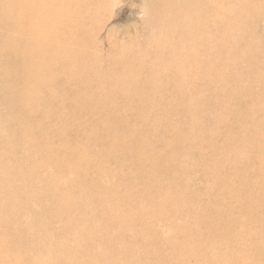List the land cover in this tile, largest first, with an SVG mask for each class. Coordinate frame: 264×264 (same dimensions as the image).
Listing matches in <instances>:
<instances>
[{
  "label": "bare ground",
  "instance_id": "obj_1",
  "mask_svg": "<svg viewBox=\"0 0 264 264\" xmlns=\"http://www.w3.org/2000/svg\"><path fill=\"white\" fill-rule=\"evenodd\" d=\"M12 1L16 2L17 0H12ZM14 2H12V3L14 4ZM24 2L25 1L23 0L22 3H24ZM111 2L112 1H110V0H58V3H60V4H58L57 0H27V2L24 3L25 6H23L25 8V11L27 14V17H25L26 19L23 20L24 18L22 19L21 17H19L21 15V13H20V15H18V18H21L22 20L17 21L18 18L16 16L17 20H16V22H14L15 24H12L11 26L7 25L10 28L12 27L14 30L28 31L30 39H29V41H18V42L14 39L12 41L6 40V41H8V43H9L8 46L10 47V49L5 50V52L8 53L7 59H11L15 62V65H11L12 77L14 79L15 84L12 86V88L10 87L11 90H8L7 87L4 85L6 87L5 88L6 96H4V98L5 97L8 98V102L10 103V105L11 104L13 105L12 108H13L14 115H13V117H8V118H7V116H5L6 119H4L5 117L0 118V119H3L2 122L0 123V132L3 130V129H1L2 127L10 130V132H7V133H0V140L3 143L8 142L9 137L10 138L12 137L11 139H15L17 145H20L24 141L28 142V143H35V141L37 139H39V137L46 136V135H49L53 139L52 134L50 135L48 133L49 128L45 127L46 123L44 122V120L42 119L41 121H39V119L44 117V115H45L44 112L41 113V115L39 116V118L37 120H30V118H29V120H27V118H26L27 116H26L25 117L26 121H23V119L21 120V117H20V119H18V117L20 115L24 114V111L26 109L30 110V112H31V110H32V112H34L33 110L38 111V110H42L44 107H46L45 102L43 101V99H41L42 97L41 98H32L31 93H33L35 91L39 92V88H41V91L46 90V88L43 87L44 78H43V76H41L42 78L39 77V73H40L39 71H41V70L45 71V69H46L45 67H48V61H49L47 58H49L51 55H56V53L60 52V56H61L62 61H64V60L73 61V60L79 58L81 61L86 62L88 60V55H87V53H84V52H85L86 45H88L87 44L88 41H89V45L94 46V47H98V50H101V48H105L102 45H108L109 49L111 47H113L111 50L113 52L115 51L114 46L116 44H114L115 42L112 41V40H114V39H111V38H113L112 36L117 37L118 32H119L120 33L119 37H124L125 36L124 34H126V32H127L126 30L121 29L122 27L120 28L121 30L116 28L117 26H119L121 24L112 26V28L109 27L110 25L106 27L105 23L101 24V26H99V28L96 29V31H95L96 37L94 38V40H88V36H84V35H86V34H84V32L87 33V29L88 30L91 29L94 26L96 19H98L100 17H104V18L108 17L106 19H110V17H111L112 19H115V22H117L119 19L125 17L127 12H131V14H134L136 12L139 13V12L146 9L147 12L143 18L145 20H152V24H153V21L156 23V27L154 26L155 28H153V30H155V29L161 30L163 32V34H166L170 37L168 39V37L165 38V36H162L161 38H159L160 40L157 38V40H155L154 42H151L148 45L145 44L146 45L145 49H144L143 45H142L143 48H141V46L136 45L137 44L136 43L137 40H136V42H135L136 44L134 46L132 44H130V45H128V48H123L122 50H120L121 51L120 55H124L123 57L129 58V60H127L125 58L126 60L120 62V61H116L117 60L116 59L115 61L113 60L114 61L113 62L111 60H106L108 57L106 55H105L106 59L104 57H102V59L104 61L106 60L108 62L114 63L115 65L120 64V66L123 64L124 66H126V68H128V66H130V65H131L130 67L132 68V66L135 64H139L137 66H140V62L143 63L144 61L145 62L143 63V66L145 63L151 64L150 61L151 60L153 61V56L147 58L149 55L147 50L150 48V46H154L155 44L156 45L162 44V46H164V49L168 48V50L170 49L169 51L172 50L174 52V57L175 56L177 57V54L175 55V51H176L175 49H177L176 47L181 48L182 49L181 52H183V55L181 54L183 56L182 57L183 59L181 58L182 63H184V64L188 63L190 65L189 70H191V68H195V67L198 70L197 72H191V76L194 74L195 75L200 74L204 70V42L207 39L204 36L208 37V35H209V34L204 35V23L207 22L206 20H213V21H215L216 24H218V25L221 24L222 28H220L221 27L220 26L219 29H217V31H220L219 32L220 34H221V32L222 33H229L230 32V33H234V34L239 35V40L237 39L238 43L233 44V46H231L233 49H239L240 50V48L243 46V50H244L248 46V47H250L249 50H251V48L253 46V48L255 50L254 53L256 51H258L259 49L261 51L263 50L262 52H264L263 41H261V39H260V41L262 43L260 41H257V40H259V38L264 37V0H221V1L220 0H141V2L139 4H137V3L132 4L131 3L130 5H124V6L120 5L122 3H111ZM24 4H21V5H24ZM16 5H14V6L16 7ZM59 5H60V8H59ZM11 6H12V4H11ZM51 6L54 8V11H53ZM55 6H57V7L55 8ZM18 8L20 9V7L17 6L16 9L19 10ZM10 9L8 8V10H10ZM111 9H113V10L111 11ZM17 10H16V13L20 12L21 10H24V9H21L20 11H17ZM9 13H8V15H9ZM1 14H2V12H1ZM5 17L7 18V15ZM22 17H24V16H22ZM104 18H103V20H104ZM4 21H5V19H4ZM147 25H148V23H147ZM133 28H134V26H133ZM5 29H6V27H5ZM140 30H141V27H140ZM146 30L148 32V29H146ZM128 32H130V31H128ZM136 32H138V30H136ZM215 32H216V30H215ZM87 34H90V32ZM149 34H150V32H149ZM90 35H92V34H90ZM153 35L155 36V33ZM213 35H216V34L213 33ZM3 36L5 37L6 35H3ZM57 36H61V38H64L63 45H60L58 47L59 51L55 45L54 46L56 48L46 46L47 44H43V43L48 42V40H51L52 38H56ZM133 36H134V33H133ZM258 36H259V38H258ZM90 38H92V37L90 36ZM142 38H143V33H142ZM142 38H140V39H142ZM204 38H205V40H204ZM218 38H219V36H218ZM256 38H258V39L256 40ZM9 39H11V38H9ZM208 39H210V37ZM116 40H117V38H116ZM130 40H131V37H130ZM58 41H59V38H58ZM58 41H57V43L60 42V41L59 42ZM133 41H135V39H133ZM140 41H142V40H139V42ZM210 41H213V40L211 39ZM223 41H225V39ZM217 42H218V46H219L220 41H217ZM124 43L125 42H123V44ZM126 43H127V41H126ZM214 43H215V41H214ZM1 44H2V41H1ZM48 44H50V43L48 42ZM55 44H56V42H55ZM117 44H118V42H117ZM210 44H211V42H210ZM5 45H7V44H5ZM41 45H43L44 47H42ZM206 45L208 46V43H206ZM215 45L216 44H213V46H215ZM118 46L119 45H117V47ZM125 47H127V45H125ZM220 47L223 48L225 46L221 45ZM117 49H120V46ZM209 49H211V48H209ZM161 50H162V48H161ZM168 50L166 49L167 52H168ZM231 50L232 49H230L229 52H231ZM116 51H119V50H116ZM116 51L114 53H116ZM160 51H159V53H160ZM226 51H227V49H226ZM109 52H110V50H109ZM81 53L82 54L84 53V54L82 55ZM110 53H108L109 57H110ZM154 53H156V52H154ZM169 53H171V52H168L167 55H169ZM251 53H252V51H251ZM258 53H259V51H258ZM128 54H130V55H128ZM151 54L152 53H150V56H151ZM178 54H179L178 60H181L180 59V53L178 52ZM111 55H112V53H111ZM153 55H156V54H153ZM163 55L164 54H162V56ZM247 55H249V53ZM247 55H245V56H247ZM252 55H254V54H252ZM114 56L115 55L113 54V57ZM135 56H137L136 57L137 60L135 59ZM158 57H159V55H158ZM169 57H171V56H169ZM169 57H167L168 63L171 62V60H172V59L170 60ZM174 57H173V59H174ZM255 57H256V55H255ZM119 58H120V56H119ZM121 58H122V56H121ZM165 58H166V56H165ZM247 58H248V56H247ZM147 59H151L150 61L148 60L149 63L146 62ZM160 59L158 58V60H160ZM100 60H101V58L98 61H96V60L95 61L101 62ZM158 60H157V62H158ZM161 61H163V58H162V60L159 61V64L162 65V63H160ZM221 63H223V62H221ZM159 64L156 63V65H159ZM167 64H166V68H168ZM184 64L182 67H185ZM151 66H153V65H151ZM163 66L164 65H162V68H163ZM172 67H174V65L173 66L171 65V68ZM88 68H89V66H88ZM137 68H140V67H137ZM166 68H164V70ZM129 69L126 71L127 73L129 71ZM141 69H142V65H141ZM147 69H148V67H147ZM214 69H216V68H214ZM50 70H51V68H50ZM135 70H134V72H135ZM119 71H121V70H119ZM147 71H149V69ZM151 71H153V70H151ZM161 71H160V73H161ZM167 71L165 73H168ZM172 71L173 70H171L170 72H172ZM46 72H48V70H46ZM124 72H123V74H124ZM131 72H132V70H131ZM142 72H143V69H142ZM165 73H163V74H165ZM49 74H50V72H49ZM120 74L121 73H119V75ZM134 74H136V73H134ZM143 74H145V73H143ZM147 74H148V72H147ZM125 76H126V73H125ZM128 76L129 77L131 76L130 73L128 74ZM128 76L126 78L125 77H123V78L127 79ZM163 76L164 75H162V77ZM182 76H183V74H182ZM185 77H187V76H185ZM226 77H228V76H226ZM73 78L78 79L77 76H73ZM123 78H121L122 79L121 81H123ZM150 78H151V75H150ZM167 78H169V77L167 76ZM195 78H197V76H195L194 79ZM217 78H218V76H217ZM222 78H223V76L220 77V79H222ZM230 78H232V77H230ZM230 78L228 77V80ZM170 79H171V77H170ZM173 79H175V78H173ZM173 79L171 81L169 80L170 83L173 81ZM224 79L226 80V78H224ZM0 80H1V82L3 81V79L1 77H0ZM131 80H135V77H134V79L132 78ZM150 80H148V81H150ZM167 80L168 79L165 80L166 84H167V82H166ZM179 80L181 81L180 78H179ZM121 81H120V83H121ZM152 81L153 80H151L150 82H152ZM185 81H186V85H187L191 80L190 81L188 80L189 82L187 80H185ZM200 81H201V79H200ZM150 82H147V83L151 84ZM127 83H130V82L127 81ZM152 83H154V82H152ZM155 84H156V81H155ZM155 84L153 86H155ZM127 85H126L127 86L126 88H123L122 90H120L121 92H120L119 96H123L126 99L136 98V95H138L139 91L137 92L136 89L131 88V86L129 84H127ZM180 85H182V83ZM117 86H118V84H117ZM137 87H138V85H137ZM150 87H152V84ZM158 87L161 88L160 86H158ZM182 88H183V86H182ZM179 89H181V88L179 87ZM184 91H185V89L183 88L182 91L179 92L180 96H181V92H184ZM9 93H10V95L8 96ZM197 93H199V92L197 91ZM205 93H206V95L209 94V93L207 94V92H205ZM151 95H152V90H145L144 93H142L141 97H139V98H148ZM193 95H195V94H193ZM212 95H214V94H212ZM219 95H220V93H219ZM12 96H13V98H12ZM52 96H53V94H52ZM200 96L201 95H199V97ZM22 97L28 98V100H25ZM201 98H203V97L201 96L200 98H197L196 99L197 102H198V99H201ZM70 99L74 100V98H70ZM5 100H7V99H5ZM178 100H179V97H178ZM137 101H138V99H137ZM141 101H142V99H141ZM203 101H205V100H203ZM207 101H208V98H207ZM194 102L196 103L195 99H194ZM94 104H95V102H94ZM136 104H139V102ZM140 104H142V103H140ZM146 104H148V103H146ZM167 104H169V103H167ZM260 104H262V103L260 102ZM148 105H150V104H148ZM171 105H172V103H171ZM178 105H179V103H178ZM185 105L187 106L188 103L186 102V104L184 103V105L182 103V105H181L182 108ZM57 106H58V104H57ZM140 106H141V108L143 107L142 105H140ZM151 106H152V103H151ZM168 106L169 105H167V107ZM177 106L174 105L173 107L177 108ZM47 107H48V105H47ZM47 107L45 109L48 111V108H50V106L48 108ZM111 107H114V106L111 105ZM115 107H114V109H115ZM117 107H119V105ZM188 107H190L189 110L192 109L191 106L188 105ZM194 107H196L195 109L197 110L196 104H194ZM109 108H110V106H109ZM153 108H154V106H153ZM153 108L151 110H153ZM178 108H179V106H178ZM114 109H112V110L114 111ZM120 109H122V108H120ZM146 109H147V107H146ZM146 109H145V111H146ZM201 109H203V107ZM28 110H27V112H28ZM163 110H165V109H163ZM254 110H252L250 113L251 114L258 113L259 115L260 114L263 115L264 106L255 108ZM145 111L144 112L142 111V112L146 113ZM197 111H199V109ZM206 111H204V112H206ZM209 111H210V109H209ZM211 111H213V108ZM32 112H31V114H32ZM48 112H50V111H48ZM72 112L76 113L74 111H72ZM114 113H116V112H114ZM187 113H189V112L187 111ZM190 113H191V111H190ZM198 114L201 116L200 111L198 112ZM212 114H214V113L212 112ZM139 115H141V114H139ZM178 115H177V117L179 118ZM121 116H123L122 113H121ZM144 116H145V114L141 115V118ZM180 116H181V114H180ZM188 116H190V115H188ZM243 116H245V115H243ZM145 118L147 119V117H145ZM178 118H177V120H180ZM96 119L99 121L100 117L97 116ZM184 120H185V118H184ZM189 120H191V119L189 118ZM145 121L147 122V120H145ZM146 122H144V123H146ZM150 122H151V119H150ZM177 122H179V121H177ZM198 122L200 123V119ZM198 122L196 123V124H198L197 128H199ZM202 122L204 123V120L201 121V124L203 125ZM242 122H244V121H242ZM255 122H257V121H255ZM67 123H70V122H67ZM139 123H141V125H142L143 121L139 122ZM152 123H149V125L151 124V126H152ZM210 123H209V126H211ZM218 123H219V121H218ZM239 123H241V121H239ZM49 124H50L49 125L50 128L57 126L55 123L50 122ZM149 125H148V128L151 127ZM156 125H157V123H156ZM177 126H179V125H177ZM206 126H208V125L206 124L204 126L205 129L207 128ZM215 126L217 127V130H219L217 124ZM221 126H222V122H221ZM261 126H264V122L262 124L258 123V122H257V124L254 123L252 128L249 126H245V125L242 126L241 132L243 133V137L241 138V140H238L236 142L235 147L232 148V146L234 145L233 144L231 147H229L230 146L229 145L226 149H223L224 151H228L230 148L233 149V150L230 149L232 152L229 150V152H231V153L228 155L227 163H230V164L234 163L233 165L238 163L236 160L237 158L230 159L229 156L231 157V155L233 153H234L233 155H235L237 153V150L242 151V149H239V148H244L245 142L248 144L250 142V145H251V139L250 138L257 137V134L259 133L258 130L261 128ZM38 127H41L43 130V132L41 134L38 135L36 133L29 132V130L31 128L36 129ZM172 127H175L174 124L172 125ZM195 127H196V125H195ZM137 128L139 129V126ZM140 128H141V126H140ZM142 128H144V127L142 126ZM213 128H212V131H213ZM145 129H146V127H145ZM141 130H143V129H141ZM157 130H158V128H157ZM206 130H205V132L207 133L208 130L207 131ZM150 131H152V130L150 129ZM160 131L161 130H159V132ZM256 131L258 133H256ZM82 132L84 135L86 134V132L85 133H84V131H82ZM97 132H98V130H97ZM125 132H126V130H125ZM112 133H110V135ZM154 133H156V130H154L152 135ZM163 133H164V131H163ZM203 133H202V135H203ZM220 133L223 134V132H220ZM240 133H239V135H240ZM197 134H199V132ZM212 134H213V132H212ZM110 135L108 133H106L104 135L105 136L104 140L102 142L100 141L101 143L98 141V143H100V146L103 149H105L109 155L110 154L112 155L113 159H111V161H112V164H114L112 170L105 169V167H104L105 165L103 166L102 171L100 170L102 168V167L100 168V166H102L101 162H104V160H102L99 163V160L101 159L99 157L100 155H97V157L95 158L97 165H98L97 167H95L97 171L92 170L94 173H92L91 175L86 174V169H87L86 163H88L89 161L88 162L86 161L83 164H80L78 162H74L69 168V172H71V175H73V173H77L78 177L84 171L86 176H84L82 174L84 178H82L81 181L84 183L86 190H88V191L93 190L94 191V194L97 197L98 201H100L101 205H97L96 202L92 198L84 197V196L77 198V199H73L71 197L66 198V199H63L60 197L57 198V196H55L58 194L57 189H59L61 191L62 190L61 187H59V186L56 187L55 185L49 183V181L47 180V175L49 173L48 174L45 173L44 166L38 167V168H36L34 166V160L38 154L36 156L26 157L23 160H15L13 162L10 160H7L6 158L0 159V182H1V180L4 181V179H5V177H4L5 176L4 175L5 170H7V172H9V175H7L6 177L10 176L7 179H5L6 180L5 182H7V183L8 182L12 183V182L16 181L17 175H19L21 179H24V181L27 180L28 186H30L32 188H33L32 185L34 184L33 181H35V183H36L35 179H40V181H42L43 179L45 180L43 186H41V187L38 185H37V187H36V185L34 186L35 192L34 191L32 192V190L27 185L23 186L22 189L19 188L20 192L22 190L25 191V193L23 195V198H25V200H26L25 202L18 203L19 201L15 200V194H17L15 189L9 188V189H6L5 191H2V193L0 192V218L2 219V222L0 223V254H1L0 255V264H58V263H64V264H143V263H138L139 258H136L135 257L136 255L148 256L150 258V260L144 264H167L168 258L173 259L175 261V264H192L198 260H202V259H200L202 254L201 253L196 254L195 252H190V250H188V249L192 245H195L197 243H199L201 245L202 242L203 243L207 242V243H204V247L212 248L211 246L215 244V245H217V247H220V251L223 250L222 260H216L214 262H211L213 264H264V227H263L264 226V211H263L264 210V166H263V164H264V146H260L259 144H256V148H255V146H253V144H252L253 147L250 148L251 150L248 149L247 147L243 149L245 152V155H252V151L257 152L258 154H261V155L263 154V156L261 158L260 157L258 158V156H257L258 159H254V162H253L254 166L256 167L255 168L256 170L253 169L254 167L252 168L253 172H252L251 176L254 177L255 179L257 178V180H258V181L255 180L257 183H255L256 184V188H255L256 190H255L254 194L240 195L239 193L234 192V189H235L234 186H232L233 187V193L231 194L232 187H230V184L223 186V189H222L223 193H224L223 195L226 196L228 194L227 195L228 197L223 200V204L221 205L222 210L224 209V213L222 215L216 216L217 220L219 222L217 221V223L215 222L213 225H211V226H213V229L211 230V231H213L212 239H210L211 235H207L208 229L206 231V229H204V227H203L202 231H204V236H206L209 239L207 241L204 238V240H206V241H204V240H201V238H200V240H198L197 238H199V237L196 238L194 235H191L193 233V231H191L192 230L191 227H189L191 234H190L189 230H186L187 227H175L174 230H175L176 234H166V231L163 228H160L154 222L151 224V226H149L147 228H143L141 226L142 222L146 221L147 219H150L152 222L153 217L157 216L159 214L168 215L170 217L183 216V213L185 212V209L189 206V204L187 201H185V199H184L185 194L182 192H177L176 194H168V193L163 194L164 188H163V186H161L160 182H158V181L156 182L154 180V175L152 173L151 168H149L148 173L141 171L140 173L136 174L138 177H136L134 179H135V181H141V182L145 183L146 187L147 188L150 187L152 190H143L142 192H140L138 194L133 193V191L132 192L131 191H124L122 194H119V195L116 193L115 194L112 193L110 190H111V188L114 187V184L111 183L109 180L111 178H114V177H117L118 181L132 179V176L128 174L132 170L134 172L138 168L153 167V168L157 169V171L160 172L163 176H166L167 174L169 176L170 172L167 169H163V165H161L160 161H158L159 162L158 163L151 158V157L154 158V157H157L159 155H162L164 153L162 149L156 148L157 150H155L153 148L155 151L152 150V152H150L151 157L149 154L145 153V151H144L145 154H142L138 158V160L132 161V162H130V164H128V157L130 158L134 153L137 152V151L136 152H134V151L136 150L135 149L136 146H138V145H136V143L138 141L137 140L135 141L136 146H133L134 147L133 149H135L133 151V149H128L125 147V138L126 137H132V132H131V134L129 133L126 136L111 137L112 135L111 136ZM113 135H115V134H113ZM159 135L161 137L160 133H159ZM259 135L261 137L260 133H259ZM163 136H164V134H163ZM225 136H227V135H225ZM95 137H98V136L96 135ZM140 137H142V136H138L137 138H140ZM176 137H177V134H176ZM176 137H175V139H176ZM200 137H202V136H200ZM223 137H221V138H223ZM133 138H135V135L133 136ZM157 138L158 137H156V139ZM258 138L259 137H257V140H258ZM96 139H98V138H96ZM101 139H102V137H100V140ZM128 139H130V138H128ZM225 139H227V138H225ZM247 139H248V141H246ZM54 140H55V142L61 141L62 140V134L59 132L56 136H54ZM209 140H212V139L209 138ZM254 140L256 141L255 138H254ZM153 141L155 142V140H153ZM261 141H260V143H261ZM212 142H215V140L214 141L212 140ZM212 142L210 141V143H212ZM223 142H225V141H223ZM139 143H140V141H139ZM141 144H142V142H141ZM229 144H231V143H229ZM208 145H210V144H208ZM156 146H157V144H156ZM215 146H213V150L216 149V148H214ZM219 146L220 147L222 146L221 142H220ZM225 146H224V148H225ZM138 147H137V149H138ZM142 147L144 148V146H141V148ZM204 147H202V148L204 149ZM98 148H99V145H98ZM158 148H160V147H158ZM209 149H211V148L208 147V150ZM217 149L218 150H216V153H217V151L219 152V148H217ZM223 150L221 152H223ZM51 151H52V149H51ZM209 151H207V152H209ZM104 152H100V154L102 153L105 155ZM224 153H226V152H224ZM193 154H196V152H194ZM245 155H244V157H245ZM12 156H13V153H12ZM40 156H41V159L43 161L42 165L45 163H49V162H55L56 163L57 161L63 160V157H64V160L69 159L66 156V150H65V152L62 150V146H59L57 152H54L51 154H49V152H47L43 155L41 154ZM214 156H217V155H214ZM98 157L100 159H98ZM222 157H221V161L223 159ZM164 159L167 160L166 161L167 163L168 162L173 163V158H171V157L167 158V156H165ZM217 161L219 162V160H217ZM162 164H164V163H162ZM82 165L86 166V168H84V166L82 167ZM240 165L241 164H239V167H240ZM127 166H129L130 169L128 171L124 172V168ZM161 166H162V168H161ZM219 166H221V165L219 164ZM232 168H231V170H233L235 167L233 169ZM54 170L57 172L63 171L61 168H58V167H56ZM126 170H127V168H126ZM224 171H225V168H224ZM47 172H48V170H47ZM50 174H51V172H50ZM98 174H101L102 177H101L100 181L98 182L99 186L94 187L91 184L92 179L94 176H96ZM223 174H224V172H223ZM232 174H231V176H232ZM227 175H225L226 178H227ZM68 176H69V178L71 177L70 174L67 175V177ZM133 177H135L134 174H133ZM171 178H172V181H174V182L178 181L175 178V173H171ZM223 178H224V175H223ZM226 178H224V179H226ZM234 178H236V177H234ZM64 180H66V179L63 178V181ZM227 180H228V178H227ZM228 181H230V180H228ZM234 181L237 182V180H234ZM67 183H69V182H67ZM104 183H107L108 185H106ZM117 183H115V184H117ZM232 184L235 185V182ZM237 184H238V182H237ZM58 185H60V184H58ZM6 186L8 187V185H6ZM73 186L75 187V185H73ZM120 186H122V185H120ZM123 187L127 188V185H123ZM14 188H16V187L14 186ZM69 188H71V187L69 186ZM249 189H251V188H249ZM246 190H247V186H246ZM251 190L249 192H251ZM28 191H31V193ZM253 191H254V189H253ZM28 196H29V198H28ZM17 208L20 210L19 212L16 211ZM219 209L221 210V208H219ZM222 210L219 212H222ZM198 217H201V220L205 219L204 213L200 214V215L198 214L196 218H198ZM81 220H85V224L83 225V227L79 228V230L77 232L72 233V231H73L72 228L75 226H78ZM56 222L61 224V228L53 229L54 228L53 225ZM193 222H194V220H193ZM203 223H204V221H203ZM214 225H216V227H214ZM253 226L255 228H253ZM199 231H201V230H199ZM210 233H212V232H210ZM170 235L173 236V239H167ZM197 235H200V234L197 233ZM201 235L202 236H200V237H204L203 232ZM158 241L162 242L163 247H165L164 250H160L156 247V243ZM72 242H74L75 244H72ZM99 244L103 245V247H104V249L102 251H97L94 249L95 247L98 249L103 248V247H99L98 246ZM166 250H167V252H166ZM200 254H201V256H200ZM242 255H246V257H243ZM108 257H110V259H109L108 263H106V259ZM239 260H241V261L244 260V261L240 262ZM207 261L208 260L206 257L204 264H206Z\"/></svg>",
  "mask_w": 264,
  "mask_h": 264
},
{
  "label": "rangeland",
  "instance_id": "obj_2",
  "mask_svg": "<svg viewBox=\"0 0 264 264\" xmlns=\"http://www.w3.org/2000/svg\"><path fill=\"white\" fill-rule=\"evenodd\" d=\"M22 1L23 0H21V1L17 0L16 2H14L12 0H0V8H1L0 9L1 10L0 11V33H1L0 34V50H1L0 51V77L3 79L2 82L0 80V118H4L5 116H7V118L13 117V115H14L13 108H12L13 105L12 104L10 105V103L8 102V98H6V97L4 98V96H6L5 88L7 87L8 90H11L12 86L15 84L14 79L12 77V70H11V65H15V62L11 59H7L8 53L5 52L6 49H10V47L8 46L9 45L8 41H10V40L12 41L14 39L18 42V41H29V39H30L28 31H18V30H14L12 27L10 28L7 26V25L11 26L12 24H15L14 22H16L18 15H20V13H21V15L23 14L22 16H24V17H22L21 15L19 17H21L22 19L24 18L23 20L26 19L25 17H27V14H26L25 8L23 6H25L24 3L27 2V0H24L25 1L24 3H22ZM110 1H112L111 3H122L120 5H123V6L124 5H130L131 3L132 4L133 3L139 4L141 2V0H110ZM12 2H14V4ZM20 3L24 4V5H21ZM57 3H58V0H57ZM11 4H12V6H11ZM58 4H60V3H58ZM14 5H16V7L17 6L20 7V9L18 8L19 10H17ZM56 7L57 6H55V8ZM8 8L9 9L11 8V9L8 10ZM59 8H60V5H59ZM21 9H24V10H21ZM52 9L54 11L53 7H52ZM113 9H111V11ZM16 10L17 11L21 10V11L16 13ZM1 12H2V14H1ZM8 13H9V15H8ZM6 15H7V18L5 17ZM16 16H17V18H16ZM21 18H18L17 21L22 20ZM103 18L104 17H100V18L96 19L94 26L89 30L87 29V33L90 32V34H92V35L84 32V34H86L84 36H88V40H94V38L96 37L95 31H96V29L99 28V26H101V24L105 23L106 27L110 25L109 27H111V28H112V26L121 24V25H119L120 27L117 26L116 28H118L119 30H121V29L126 30L127 32H126V34H124L125 36L119 37L120 33L118 32L117 37L112 36L113 38H111V39L115 40V41L112 40L113 42H115L114 44H116L114 46V50L115 51L119 50V51H116V53H114L115 51L113 52L111 50L113 47H111L109 49L108 45H102L105 48H101V50H98V47H94V46L89 45V41H88V43H87L88 45H86L85 52H84V53H87V55H88V60L86 62L81 61L79 58H77L73 61H66V60L62 61L61 56H60V52L56 53L57 56L51 55L52 57L50 56L49 58H47L49 60L48 61V67H45L46 68L45 71L44 70L39 71L40 72L39 77L42 78L41 76H43V78H44L43 87L46 88V90L41 91V88H39V92L35 91V92L31 93V95H32V98H41L42 97L41 99H43V101L45 102L46 107H47V105H48V107L50 106V108L47 107L48 111H50V112H48L45 109L46 107H44L42 110H38V111L33 110L34 112H32V110H31L32 114H31L30 110L26 109L24 111V114L20 115L18 117V119H20V117H21V120L23 119V121H26L25 117L27 116L26 117L27 120H29V118H30V120H37L39 118V116L41 115V113L44 112L45 113L44 117L39 119V121H41L42 119L44 120V122L46 123L45 127L49 128L48 133L50 135L52 134L53 139L49 135H46V136L39 137V139H37L35 141V143H28V142L24 141L20 145H17L16 140L11 139L12 137L11 138L9 137L10 142L8 141V142L3 143L0 140V154L2 155V156L0 155L1 156L0 159L6 158L7 160H10L13 162L15 160H23L26 157L36 156L38 154L34 160V166L36 168L44 166L45 173L46 174L49 173L47 175V180L49 181V183L55 185L56 187L57 186L61 187V189H62L61 191L59 189H57L58 194L55 195V196H57V198L60 197V198L66 199V198L71 197L73 199H77V198L84 196V197L92 198L96 202L97 205H101L100 201H98L97 197L95 196L94 191L93 190H91V191L86 190L85 185L81 181V179L84 178L83 175L86 176V174L91 175L92 173H94L92 170L97 171L95 168L98 166L97 162L95 160L97 155H100L99 157L101 158L100 159L98 157V159H100L99 163L102 160H104V162H105V163L101 162V165H102V166H100V168L102 167L100 169L101 171H102L104 165H105L104 166L105 169H107V170L113 169L114 164H112V161H111V159H113L112 155L111 154L109 155L107 153V151L100 146V143L104 140V138H105L104 135L106 133H108L110 135V133L113 132L111 134L112 136L111 135L110 136L111 137H114V136L117 137V136H126L127 134H129V133L131 134V132H132V137H126L125 138V147L128 149H133L134 148L133 146H136V145H138L139 147L136 146V148H135L136 150L133 149V151L135 150L134 152L137 151L136 152L137 154L134 153L135 155L133 154L131 156L132 158L128 157V164H130V162H132V161L138 160V158L142 154L147 153L150 155V152H152V150L155 151L157 149H162L164 152L162 155H159V156L154 157V158L151 157V155H150V157L156 162L160 161L161 165H163V169H167L170 172V175L168 176V174H167L166 176H163L160 172L157 171V169H155L153 167L138 168L134 172L132 170L131 172L128 173L129 175L132 176V179L118 181L117 177L111 178L109 181L114 184V187L111 188L110 191L114 194L116 193L119 195V194H122L124 191H131V192L133 191V193L138 194V193L142 192L143 190H152L150 187L147 188L145 183H143L141 181H135V179H134V178L138 177L136 174L140 173L141 171L148 173L149 168H151L152 173L154 175V180L156 182L157 181L160 182L161 186H163V188H164L163 194H165V193L176 194L177 192H182L185 194L184 199H185V201L188 202L189 206L185 209L183 216L170 217L168 215L159 214V215L153 217L152 222L150 219H147L146 221L141 223V226L143 228H147V227L151 226V224L154 222L160 228H163L166 231V234H176L175 230H174L175 227H187L186 230H189L190 229L189 227H191V229H192L191 231H193V233L191 234V231L189 230L191 235H194L196 238L199 237V238H197L198 240H200V238H201V240H204V238H205L208 241L209 239L206 236H204V231H202V230H203V227H204V229H206V231L208 229L207 235H211L210 236L211 238L210 237L209 238L212 239L213 231H211V230L213 229V226H211V225H213L215 222L217 223L218 220H217L216 216L222 215L224 213V209L222 210L221 205L223 204V200L228 197L227 196L228 194L226 196L223 195L224 194L223 190H222L223 186L228 185V184H230V187L234 186L235 187L234 192L239 193L240 195L254 194V192L256 190L255 189L256 188L255 183H257L256 181H258V180H257V178L255 179L254 177L251 176V174L253 172L252 170L256 168L254 166L253 162H254V159H258L259 157L261 158L263 156V154L261 155V154H258L257 152L252 151V155H245V152L243 149L246 147L248 149H250L253 146H255V148H256V144H259L260 146H264V137H263L264 136V126H261V128L258 130V132L261 134V137H260L259 133L256 131V133H258L257 137H259L260 139L263 137L261 139L262 141L259 138L257 140V137H252V138H250L251 139V145H250V142H249V144L245 142L244 143L245 147L239 148V149H242V151L237 150V153L235 155H233L234 154L233 153L231 155V157L229 156L230 159L237 158L236 159L238 162L237 164L233 165L234 163H232V164L227 163V158H228V155L232 152L231 151V150H233L232 148L235 147L236 142L238 140H241V138L243 137V133L241 132L242 126L245 125V126H249L252 128L254 123L257 124V122H258V123L262 124L264 122V116H263L264 113H263V115L262 114L259 115L258 113H254V114L250 113L255 108L264 106V65H263L264 64V52H262L263 50L261 51L259 49L258 50L259 53H258V51H256L255 52L256 54H255L254 53L255 50H254L253 46H252L251 50H249L250 47H248V46L244 50H243V46L240 48V50L239 49H233L231 46H233V44L238 43L237 39L239 40V35L234 34V33H230V32L229 33H222L221 32V34H220L219 33L220 31H217V29H219L220 26H221L220 28H222V25L216 24L215 21H213V20H206L207 22L204 23V35L205 34L206 35L209 34V35H208V37L204 36L205 38H207L206 41L204 42V70L200 74H196V75L194 74L191 76V72H197L198 70L196 67L191 68V70H189L190 65L188 63H185V64L182 63L183 52H181V50H182L181 48L176 47L177 49H175L176 50L175 55L177 54V57L176 56L174 57V52L172 50L169 51L170 49L168 50V48L164 49V46H162V44H160V45L155 44L154 46H150V48L147 50L148 54H149L147 58L153 56V61L151 60L152 59L151 58V59H147L146 62L149 63V61L151 60L150 61L151 64L145 63L143 66V63L145 62L144 61L143 63L140 62V66H137L139 64H135L132 66V68L130 67L131 65L128 66V68H126V66H124L123 64L121 66H120V64L115 65L114 63L108 62L106 60H111V61L114 60L115 61L117 59L116 61H120V62H122L126 59L129 60V58L123 57L124 55H120V52H121L120 50H122L123 48H128V45L132 44L134 46L137 43L136 45L141 46V48L144 47V49H145V46H146L145 44L148 45L149 43L157 40V38L159 39L162 36H165V38L168 37V39H169L170 37L166 34H163V32L161 30H157V29L153 30V28L156 27V23L153 21V24H152V20H145L144 18L141 19L138 16V12H136L134 14H131V12H127L125 17L119 19L117 22H115V19H112L111 17H110V19H106V18H108V17H106V18H104V20H103ZM4 19H5V21H4ZM147 23L149 26L147 25ZM133 26H134V28H133ZM5 27H6V29H5ZM140 27H141V30H140ZM146 29H148V32ZM136 30H138V32H136ZM215 30L219 35L215 32ZM128 31H130L131 33ZM149 32H150V34H149ZM133 33H134V36H133ZM142 33H143V38H142ZM154 33H155V36L153 35ZM213 33L216 35H213ZM2 34L6 35V36L8 35V36L4 37ZM90 36L92 38H90ZM218 36H219V38H218ZM130 37H131V40H130ZM209 37H210V39H208ZM9 38H11V39H9ZM58 38H59L60 42L58 41ZM116 38H117V40H116ZM140 38H142V39H140ZM205 38H204V40H205ZM258 38H259V36H258ZM258 38H256V40ZM262 38L264 39V37H261L257 41H260V39H261V41H263V43H264V40ZM133 39H135V41H133ZM211 39L213 41H210ZM224 39L226 42L223 41ZM6 40H8V41H6ZM53 40L56 42L57 45L55 44V42ZM121 40L125 43L123 44V42ZM136 40H137V42H136ZM139 40H142V41L139 42ZM1 41H2V44H1ZM57 41L59 43H57ZM126 41L128 44L126 43ZM209 41L211 42V44ZM214 41H215V43H214ZM217 41H220L219 46H218ZM48 42L52 46L50 44H48ZM48 42L43 43V44H47L46 46H50V47L56 46L58 51H59L58 47L60 45H63L64 38H61V36H57L56 38H52L51 40H48ZM117 42H118V44H117ZM206 43H208V46L206 45ZM5 44H7V45H5ZM213 44H216L215 45L216 47L213 46ZM117 45L120 46V49H117L119 47V46L117 47ZM125 45H127V47H125ZM142 45H143V47H142ZM221 45L225 46V47L221 48L220 47ZM41 46L44 47L43 45H41ZM161 48H162V50H161ZM209 48H211V49H209ZM229 48L232 49L231 52H229L230 51ZM166 49L168 50V52H171V53H169V55H167L168 52L166 51ZM226 49H227V51H226ZM109 50L112 53V55L109 52ZM159 51H160V53H159ZM251 51H252V53H251ZM154 52H156V53H154ZM178 52L180 53V59L182 58L181 60H178V56H179ZM108 53H110V57H109ZM150 53H152L151 56H150ZM248 53H249V55H247ZM113 54L116 57L115 56L113 57ZM153 54H156V55H153ZM157 54L159 55V57ZM162 54H164V55L166 54L165 55L166 58L164 55L162 56ZM252 54H254V55H252ZM105 55L108 56L107 59H106ZM128 55H130V54H128ZM245 55H247L248 58ZM255 55H256V57H255ZM119 56H120V58H119ZM121 56H122V58H121ZM154 56L155 57L157 56L156 57L157 59ZM169 56H171L172 58ZM102 57H104L106 60L104 61L102 59ZM136 57L137 56H135V59H136ZM167 57H169L170 60L172 59L171 62L168 63ZM173 57L175 60L173 59ZM100 58H101V60H100L101 62H96ZM158 58L159 59L161 58L160 60H162V58H163V61L160 62V63H162V65H164L163 68H162V65L159 64L160 60H158ZM157 60H158V62H157ZM221 62H223V63H221ZM156 63L159 65H156ZM166 64H167L168 68H166ZM183 64L185 67H182ZM141 65H142L143 72L141 69ZM151 65H153V66H151ZM171 65L172 66L174 65V67L171 68ZM88 66H89V68H88ZM136 66L140 67V68H137ZM147 67H148L149 71H147L148 70ZM50 68H51V70H50ZM164 68H166V69L164 70ZM214 68H216V69H214ZM128 69H129V71L127 73L126 71ZM150 69L153 71H151ZM46 70H48V72H46ZM119 70H121V71H119ZM131 70H132V72H131ZM134 70H135V72H134ZM171 70H173V71L170 72ZM160 71H161V73H160ZM166 71L168 73H165ZM49 72H50V74H49ZM123 72H124V74H123ZM147 72L149 75L147 74ZM119 73H121V74L119 75ZM125 73H126V76H125ZM129 73L131 75L130 77L128 76ZM134 73H136V74H134ZM143 73H145V74H143ZM163 73H165V74H163ZM182 74H183V76H182ZM150 75H151V78H150ZM162 75H164V76L162 77ZM73 76H77L78 79H74ZM127 76H128V78H127L128 80L125 79ZM167 76L169 78H167ZM185 76H187V77H185ZM195 76H197V78L194 79ZM217 76H218V78H217ZM219 76L220 77L223 76V78L220 79ZM226 76H228L229 78L230 77H232V78H230L228 80V77H226ZM123 77H125V78H123ZM131 77L133 79L135 77V80H131L132 79ZM164 77L166 79H168L166 81L167 84L165 83L166 79ZM170 77H171V79H170ZM121 78H123V81H121L122 80ZM149 78L151 80H153L152 82H154V83L150 82L151 80ZM173 78H175V79H173ZM179 78L181 79V81L179 80ZM224 78H226V80ZM172 79H173V81L170 83V81ZM200 79H201V81H200ZM119 80L121 81V83ZM148 80H150V81H148ZM185 80H187V81L191 80V81L190 82L188 81L189 83L187 82L188 84L186 85ZM127 81L130 83H127ZM155 81H156V84H155ZM147 82H150L152 84V87H150L151 84H149ZM181 83H182V85H180ZM117 84H118V86H117ZM127 84H129L131 86V88L136 89L137 92L139 91L138 95L139 94L140 95L139 96L136 95V98H129V99H126L123 96H119L120 92H121L120 90H122L123 88H126L128 86ZM154 84H155V86H153ZM137 85H138V87H137ZM158 86H160L161 88H159ZM178 86L181 89H179ZM182 86L185 89L184 92H181V96L183 98L180 96V93H179L183 89ZM145 90H152V95L149 96L148 98H139V97H141L142 93H144ZM197 91L199 93H197ZM205 92H207V94L208 93L209 94L206 95ZM219 93H220V95H219ZM52 94H53V96H52ZM191 94L192 95L195 94V95H193L194 97ZM212 94H214V95H212ZM9 95H10V93L8 94V96ZM199 95H201L203 98L198 99V102H199L198 103L196 99L201 97V96L199 97ZM178 97H179V100H178ZM12 98H13V96H12ZM70 98H74V100H71ZM193 98L195 99L196 103L194 102ZM207 98H208V101H207ZM5 99H7V100H5ZM23 99L28 100V98H23ZM137 99H138V101H137ZM141 99H142V101H141ZM203 100H205V101H203ZM185 101L188 103L189 106L192 107L191 110H189L190 107H188V105L187 106L185 105L182 108L181 105H182V103H183V105H184V103L186 104ZM94 102H95V104H94ZM138 102H139V104L142 103L140 105L143 106L142 107L143 109L141 108V106L139 104H136ZM177 102L179 103V105ZM260 102L262 104H260ZM146 103H148L150 105H148ZM151 103H152V106H151ZM167 103H169V104H167ZM171 103H172V105H171ZM57 104H58V106H57ZM176 104L179 106V108ZM194 104H196L197 110L199 109L201 116L198 114L199 111H197L195 109L196 107H194ZM111 105H113L114 107L115 106L117 107L119 105V107H117V108L115 107V109H114V107H111ZM167 105H169L168 106L169 108L167 107ZM174 105L177 106V108L173 107ZM109 106H110V108H109ZM153 106H154V108H153ZM146 107H147V109H146ZM202 107H203V109H201ZM120 108H122L123 110ZM152 108H153V110H151ZM208 108L210 109V111L213 108V111L210 112ZM112 109H114V111ZM145 109H146V111H145ZM163 109H165V110H163ZM27 110L29 113L27 112ZM72 111H74L76 113H73ZM142 111L143 112L145 111L148 115L146 113H143ZM187 111L189 113L191 111V113L189 114V113H187ZM204 111H206V112H204ZM114 112H116V113H114ZM212 112L215 115L212 114ZM121 113L123 116L124 115L125 116L124 117L121 116ZM139 114H141V115L145 114V116L141 118V115H139ZM180 114H181V116L182 115L183 116L181 117ZM177 115L179 116V118L177 117ZM188 115H190V116H188ZM243 115H245V116H243ZM97 116L100 117L99 121L96 119ZM145 117H147V119ZM183 117L185 118V120ZM177 118L180 120H177ZM189 118L191 120H189ZM4 119H6V117ZM150 119H151V122H150ZM199 119H200V123L198 122ZM2 120L3 119H0V123L2 122ZM145 120H147L148 123ZM202 120H204V123L202 122L203 125L201 124ZM238 120L241 121V123H239ZM254 120L257 122H255ZM142 121H143V124L141 125V123H139V122H142ZM170 121L174 124L175 127H172L173 124ZM177 121H179V122H177ZM218 121H219V123H218ZM242 121H244V122H242ZM50 122L55 123L57 126L50 128L49 127ZM67 122H70V123H67ZM144 122H146V123H144ZM155 122L157 123V125ZM197 122L199 123V128H197L198 127L197 126L198 124H196ZM208 122L209 123L211 122L210 123L211 126H209ZM221 122H222V126H221ZM149 123H152V126H151V124L149 125ZM215 123L217 124L219 130H217ZM176 124L179 126H177ZM206 124L208 125V126H206L207 127L206 129L208 131L204 127ZM148 125L151 126L149 128L152 131H150V129L148 128ZM195 125H196V127H195ZM138 126H139V129L137 128ZM140 126H141V128H140ZM142 126L144 128H142ZM145 127H146V129H145ZM157 128H158V130H157ZM212 128H213V131H212ZM1 129H3V130L0 133L10 132V130H8L7 128L5 129L4 127H2ZM141 129H143V130H141ZM153 129L156 130V133H154L152 135V133L154 132ZM97 130H98V132H97ZM125 130L127 133L125 132ZM159 130H161V131L159 132ZM205 130L207 131V133L205 132ZM82 131H84V133L86 132V134L84 135ZM163 131H164V133H163ZM197 131L199 132V134H197L198 133ZM29 132L36 133L39 135L43 132V130L41 127H38L36 129L31 128L29 130ZM59 132L62 134V140L59 142H55L54 136H56ZM140 132L141 133L143 132V133L141 134ZM212 132H213V134H212ZM220 132H223V134ZM159 133L161 134V137H160ZM162 133L164 134V136ZM202 133H203V135H202ZM239 133H240V135H239ZM113 134H115V135H113ZM176 134H177V137H176ZM96 135L98 137H95ZM134 135H135L136 139L133 138ZM225 135H227V136H225ZM138 136H142V137L137 138ZM174 136L176 137V139ZM200 136H202V137H200ZM100 137H102L101 140H100ZM156 137H158V138L156 139ZM221 137H223V138H221ZM96 138H98V139H96ZM128 138H130V139H128ZM209 138H211L213 141L215 140V142H212V140H209ZM225 138H227V139H225ZM254 138L256 139V141L254 140ZM136 140L138 142L135 145ZM153 140H155V142ZM222 140L225 142H223ZM98 141L99 142L101 141V142L98 143ZM139 141H140V143H139ZM210 141L212 143H210ZM246 141H248V139ZM260 141H261V143H260ZM141 142H142V144H141ZM220 142L222 145L221 147L219 146ZM228 142L231 144H229ZM156 144H157V146H156ZM208 144H210V145H208ZM252 144H253V146H252ZM98 145H99V148H98ZM140 145L144 146L145 149L143 147L141 148ZM223 145L224 146L226 145L225 148ZM59 146H62V150L64 152L66 150V156L69 159L64 160V157H63V160L57 161L56 163L55 162H49V163H45L42 165L43 161H42L40 155L41 154L43 155L47 152H49V154L57 152ZM213 146H215L214 148H216V149L213 150ZM228 146L229 147L232 146V148H230L231 150L229 149L231 152H229V150L228 151L223 150V149H226ZM137 147H138V149H137ZM158 147H160V148H158ZM202 147H204V149ZM208 147L211 148V149H209L210 151L208 150ZM217 148H219V152L217 151V153H216V150H218ZM51 149H52V151H51ZM98 150L99 151L101 150L100 152L105 151L104 152L105 155L102 153L100 154V152ZM222 150H223V152H221ZM144 151H145V153H144ZM207 151H209V152H207ZM194 152H196V154H193ZM224 152H226V153H224ZM12 153H13L14 157L12 156ZM214 155H217V156H214ZM244 155L246 158L244 157ZM165 156H167V158H169V157L173 158V163H169V162L167 163L166 162L167 160L164 159ZM220 156L223 158L222 161H221ZM257 156H258V158H257ZM241 159L242 160L244 159V160L242 161ZM217 160H219V162ZM86 161L87 162L89 161L88 163H86V165H87L86 174L83 171L82 172L83 175L80 174L79 177H78L77 173H73V175H71V172H69V168L74 162H78L80 164H83ZM244 161L245 162L247 161V162L245 163ZM162 163H164V164H162ZM219 164L221 166H219ZM239 164H241L240 167H239ZM84 165H82V167ZM263 166H264V164H263ZM56 167L61 168L63 171H59V172L55 171L54 169ZM232 167L233 168L235 167V168L233 169ZM84 168H86V166H84ZM126 168H127V170H126ZM161 168H162V166H161ZM224 168H225V171H224ZM231 168L233 170H231ZM129 169H130L129 166L125 167L124 172L128 171ZM47 170H48V172H47ZM49 171L51 172V174ZM223 172H224V174H223ZM171 173H175V178H176V180H178L177 182L172 181ZM69 174L71 176L70 178H69V176L67 177V175H69ZM133 174L135 177H133ZM231 174H232V176H231ZM4 175H5L4 176L5 179L10 177V176L6 177L7 175H9V172H7V170H5ZM223 175H224V178H226L225 175H227L228 180H230V181L232 180V181L231 182L228 181L227 178L224 179ZM101 177H102L101 174L94 176L91 184L94 187L99 186L98 182L100 181ZM234 177H236V178H234ZM63 178L66 179V180H64L65 182L63 181ZM5 179H4V181L1 180V182H0V192L2 193V191H5L6 189H9V188L15 189L17 192V194H15V200H18L19 201L18 203L25 202L26 200H25V198H23L25 191L22 190L20 192V189H22V187L25 185L28 186L27 180L24 181V179H21L20 176L17 175L16 176L17 180L15 179L16 181H14L12 183L8 182L9 183L8 184L7 182H5L6 181ZM35 180H36V183H35V181H33L34 182V184L32 185L33 188L28 186L32 190V192L34 191L35 185H36V187H37V185L41 187V186H43V184L45 182L44 179L42 181H40V179H35ZM234 180H237L238 184ZM233 181L235 182V185L232 184V183H234ZM67 182H69V183H67ZM115 183H117V184H115ZM58 184H60V185H58ZM104 184L108 185L107 183H104ZM6 185H8V187ZM73 185H75V187ZM120 185H122V186H120ZM123 185H127V188L123 187ZM14 186L16 188H14ZM69 186L71 188H69ZM246 186H247V190H246ZM249 188H251L252 190ZM253 189H254V191H253ZM250 190H251V192H249ZM28 192L31 193V191H28ZM232 193H233V187H232L231 194ZM28 198H29V196H28ZM219 208H221L222 212H219V211H221ZM16 211L19 212L20 210L17 208ZM203 213H204V218H205L204 220H201V217L196 218L198 214L200 215ZM193 220H194V222H193ZM203 221H204V223H203ZM1 222H2V219L0 218V223ZM84 224H85V220H81L78 226H75L72 228V230H73L72 233L77 232L79 230V228L83 227ZM216 225H214V227H216ZM53 227H54L53 229H59V228H61V224L56 222L53 225ZM253 228H255V227L253 226ZM199 230H201V231H199ZM202 232H203L204 237H200V236H202L201 235ZM210 232H212V233H210ZM197 233H199L200 235H197ZM167 239H173V236L170 235ZM206 240H204V241H206ZM202 243H201V245L199 243L192 245L188 249V250H190V252H195L196 254H199V253L202 254V256L200 254V256H201L200 259H202V260H198L192 264H204L206 257L208 260L206 262V264H210L211 262H214L216 260H222L223 250L220 251V247H217V245L214 244L211 246L212 248H210V247L207 248V247H204V243H207V242H204L203 244ZM72 244H75V243L72 242ZM98 246L103 247V245H101V244H99ZM156 247L160 250L165 249V247H163L161 241H158L156 243ZM94 249L97 251H102L104 249V247L100 248V249L95 247ZM166 252H167V250H166ZM242 256L246 257V255H242ZM135 257L139 258L138 263L144 264L150 260V258L148 256L136 255ZM109 259H110V257H108L106 259V263H108ZM239 261L242 262L244 260H242V261L239 260ZM58 264H64V263H58ZM167 264H175V261L171 258H168ZM211 264H213V263H211Z\"/></svg>",
  "mask_w": 264,
  "mask_h": 264
},
{
  "label": "clouds",
  "instance_id": "obj_3",
  "mask_svg": "<svg viewBox=\"0 0 264 264\" xmlns=\"http://www.w3.org/2000/svg\"><path fill=\"white\" fill-rule=\"evenodd\" d=\"M147 10H143L141 12L138 13V16L142 19L144 17V15L146 14Z\"/></svg>",
  "mask_w": 264,
  "mask_h": 264
}]
</instances>
